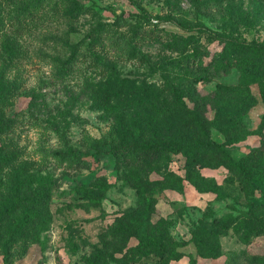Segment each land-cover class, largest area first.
<instances>
[{"label":"rangeland","instance_id":"1","mask_svg":"<svg viewBox=\"0 0 264 264\" xmlns=\"http://www.w3.org/2000/svg\"><path fill=\"white\" fill-rule=\"evenodd\" d=\"M180 24L264 43V0H0V206L21 167L52 182L0 264H264V68ZM207 138L262 190L212 149L110 152Z\"/></svg>","mask_w":264,"mask_h":264},{"label":"trees","instance_id":"2","mask_svg":"<svg viewBox=\"0 0 264 264\" xmlns=\"http://www.w3.org/2000/svg\"><path fill=\"white\" fill-rule=\"evenodd\" d=\"M180 27L186 32H195L196 30L206 31L211 37L215 38L221 43H224L226 48H224L222 55L229 54L233 52H250L254 55L253 58H246L243 61L245 67V74L248 71H259L264 68V43L256 40H247L241 39L236 36L225 34L222 32L206 29L202 26L194 24H180ZM1 90V84H0ZM206 149H212L218 153L223 162L230 167L240 172L243 176L250 180L252 187L262 190L260 184L255 183L247 170V161L246 159H236L225 147L224 144L215 141L211 138H207L206 141L202 142L199 140H179L172 141L169 143H151V144H120L119 147L113 149L110 152L129 154V153H150L158 154L162 152H189V153H202ZM252 152H255V155H260L264 151V141L259 148L252 149ZM64 153V154H63ZM60 153L62 156H70L73 158H79V156L72 150L71 147L66 148V151ZM17 179L11 185V194L10 197L5 201L3 205L0 206V222L4 219L5 215L14 212L19 206L25 204L36 205L39 199L46 197V194L50 192V187L52 182L49 181V178L45 175H35L32 173H27L24 167H21L17 170ZM200 176V175H199ZM200 179L202 177L200 176ZM194 183L200 186V181H194ZM35 184V187H33ZM36 192L33 193L32 191ZM140 192V191H139ZM143 194V191H141ZM147 200L151 201V197H147ZM260 207V205H251L247 215L248 219L252 224H255V219L253 216L254 211ZM27 221L19 220L18 223L10 231V237L17 235L19 230L27 225ZM257 225H254L255 231L261 232L262 228ZM209 234L206 229L200 227L199 225L194 230V241L198 249L206 250L207 239ZM145 247H156L160 251V255L164 253V247L161 242L157 241H147L144 243ZM160 264H168L162 261H159ZM191 264L195 263V260L190 258Z\"/></svg>","mask_w":264,"mask_h":264}]
</instances>
